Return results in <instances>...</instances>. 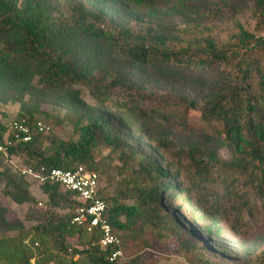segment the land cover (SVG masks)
I'll return each instance as SVG.
<instances>
[{"label": "trees", "instance_id": "16d2710c", "mask_svg": "<svg viewBox=\"0 0 264 264\" xmlns=\"http://www.w3.org/2000/svg\"><path fill=\"white\" fill-rule=\"evenodd\" d=\"M118 1L0 0V95L20 78L24 63L33 60L42 65L43 81L53 91L89 84L106 94V101L118 110L128 107L129 101H119L110 95L111 90L124 88L132 81L125 69L109 77V84L88 77L90 69L93 73L101 72L96 68L98 56L92 46L95 41L105 40L126 56L133 70L147 66H156L159 71L186 68L208 74L217 70L218 81L199 101L184 95L173 111L167 102L161 101L154 105L156 109H149L150 113L144 104L137 106L134 118L139 121L138 130L143 133V128L148 127L146 133H154L155 126L160 130L154 148L162 154L161 160L149 154L141 157L134 176L126 175L121 182L122 190L117 192V197L102 186L98 174L100 197L108 205L106 218L121 239L122 262L110 261L114 250L101 247L100 230L88 231L71 224L79 203L59 184L47 182L40 186L51 206H64L71 212L60 216L47 210L43 222L34 230L38 236L52 239L60 252L79 256L87 264H148L140 254L148 246L141 239V227L150 224L163 246L172 245L174 253L190 264H204L201 242L205 240L197 232L188 230L182 210L187 218L199 219L208 235L215 234L223 221H228L236 230V224L241 226L258 214L264 219L263 209L257 205V197H264V0L224 1L220 16L248 9L255 23L251 31L236 22L226 42L217 41L213 30L200 23L188 24L186 30H179L166 21L162 26L159 24L157 32L136 33L106 12L109 3ZM129 1L157 13L156 0ZM176 1L185 6L187 0ZM133 18L139 21L141 15ZM171 43L177 46L176 50L169 48ZM204 76L200 79L204 80ZM194 111L200 113L199 123L190 121ZM112 114L89 115L87 124L80 125L77 141L54 135L47 137L53 128L44 118L31 112L19 115L13 121L26 118L32 125L42 121L50 131L39 133L33 129L32 141L9 149L8 158L0 154V163L25 155L36 171L84 167L97 172L99 147L129 144L119 125L112 121ZM13 121L7 126L0 124L1 142L11 138ZM195 126L207 128L201 144L180 139L181 134L190 133ZM165 130L176 136L166 135ZM177 136L180 141L176 140ZM224 147L232 152L228 161L220 155ZM134 153L142 155L140 151ZM0 175L5 177L7 188L14 189L13 198L25 202L27 198L21 195L16 180L1 169ZM140 178L146 180L145 188L136 187ZM245 178L250 189H236V182ZM207 185L220 186L221 192L208 190ZM133 186L137 197L134 204L128 205L125 202L132 197L128 192ZM173 198L181 205L170 210L166 201Z\"/></svg>", "mask_w": 264, "mask_h": 264}, {"label": "rangeland", "instance_id": "374dc122", "mask_svg": "<svg viewBox=\"0 0 264 264\" xmlns=\"http://www.w3.org/2000/svg\"><path fill=\"white\" fill-rule=\"evenodd\" d=\"M224 1L187 0L186 5L181 6L176 0L168 3L156 0L157 13L154 14L150 13L148 7L134 4L129 0H119L112 5L109 3L106 12H110L116 22L139 34L157 32L159 24L162 26L166 21L179 30H186L188 24L200 23L202 27L213 30L219 42L228 41L229 31L236 22L252 31L255 23L248 9L231 16H220V7ZM243 1L252 2V0ZM138 14L141 15L139 21L133 18ZM94 44L92 51L98 56L96 68L101 72L93 73V69H90L88 77L94 79L96 77L104 84L107 83L109 77L125 69L132 81L124 88L111 90L110 95L117 97L119 101H129L128 107L118 110L106 101V94L100 93L99 88L94 89L89 84H77L66 87L64 90L53 91L43 81L42 65L29 60L24 63L26 66L21 69L20 78L9 89H6L4 95H0V124L7 126L19 115L31 112L38 118H44L45 122L52 126L53 132L47 137L54 135L64 140L77 141L80 136V125L87 124L89 115L113 113L122 117L123 120L120 121L115 117L116 115H111L112 121L119 125L118 128L124 132L126 141L130 145L99 147L96 152L97 172L100 175L102 186L109 194L117 197V192L122 190L121 182L126 179V175L134 176L133 171L137 168L141 157L149 154L159 161L162 157L160 151L154 148L155 141L160 136L158 126L154 127V133H150L151 131L146 133L148 127H144L141 133L138 130L139 121L134 118L136 107L144 104L150 113L149 109H156L154 105L157 101H161L167 102V107L173 111L184 95L191 99L201 100L213 90L219 77L217 70L209 74L198 73L186 68L178 70L161 68L159 71L156 66L133 70L127 63L126 56L106 40L95 41ZM169 48L173 51L177 49V46L171 43ZM203 75H205L204 80L200 79ZM147 121L156 124V121ZM190 121L199 123L200 113L192 112ZM173 126L176 127L174 124ZM204 129L206 130L195 126L193 131L181 134V138L177 136L176 140L201 144L207 134V128ZM164 133L168 136H176V133L171 131L165 130ZM183 133L187 132L183 131ZM48 145L46 143V149ZM135 150L137 153L140 151L142 155L136 156ZM220 155L228 161L232 157V152L224 147L220 149ZM28 167L32 165L25 155L0 163L1 171L16 180L21 195L27 198L25 202L15 200L13 198L16 194L14 189L7 188L5 177L0 175V264H87L79 256L72 257L60 252L52 239L36 234L34 229L43 222V215L47 210L51 209L60 216L69 214L71 210L60 205L51 206L41 186L21 172ZM136 187L145 188L146 180L138 179ZM242 187L250 189L248 178L236 182V189ZM207 188L221 192L220 186L207 185ZM242 190L239 192L241 193ZM135 191L137 192V189L133 186L128 192L129 196L132 194V197L125 202L128 205L135 203L134 200L137 197ZM257 198V205L262 207V214H264V197ZM164 199H166L165 196ZM40 203H42L41 206ZM166 205L170 207V210H174L181 205V202L177 203L173 198L168 199ZM184 212L182 210L181 213L188 230L197 232L206 241V243L201 242L204 264H264V219L262 215L258 214L252 221L249 218L246 219L245 224L241 226L236 224V230L228 221H223V225L217 227L218 231L215 234L208 235L207 229L199 219L187 218ZM141 229L143 231L141 239L145 240L148 246L140 254L148 264H190L174 253L172 245L163 246L162 242L155 238L153 227L150 224H143Z\"/></svg>", "mask_w": 264, "mask_h": 264}, {"label": "built area", "instance_id": "2783aa9c", "mask_svg": "<svg viewBox=\"0 0 264 264\" xmlns=\"http://www.w3.org/2000/svg\"><path fill=\"white\" fill-rule=\"evenodd\" d=\"M33 129L39 133L50 131V127L42 121L33 123L26 118L14 120L10 125L11 138L0 141V154L5 158L9 157V149L17 144H26L32 141ZM31 180L39 185L47 182L61 185L66 191L72 193V198L79 203L76 208L71 224L73 226L87 229L88 231L100 230V245L104 249L112 248L110 261L122 262L124 253L119 248L121 246L120 237L114 232L111 223L106 218L108 205L100 197L99 175L95 171H89L84 167L74 170L41 169L36 171L31 167L21 170ZM42 203H40V206Z\"/></svg>", "mask_w": 264, "mask_h": 264}]
</instances>
